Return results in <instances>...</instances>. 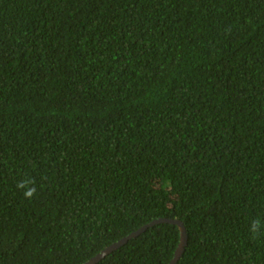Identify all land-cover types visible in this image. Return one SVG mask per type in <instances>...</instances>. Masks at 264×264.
Listing matches in <instances>:
<instances>
[{"label": "trees", "instance_id": "trees-1", "mask_svg": "<svg viewBox=\"0 0 264 264\" xmlns=\"http://www.w3.org/2000/svg\"><path fill=\"white\" fill-rule=\"evenodd\" d=\"M258 216L264 0H0V264H85L158 219L177 264H264ZM179 244L157 224L97 264Z\"/></svg>", "mask_w": 264, "mask_h": 264}, {"label": "water", "instance_id": "water-1", "mask_svg": "<svg viewBox=\"0 0 264 264\" xmlns=\"http://www.w3.org/2000/svg\"><path fill=\"white\" fill-rule=\"evenodd\" d=\"M157 224H173L176 225L179 228L180 231V244L174 254L173 259L170 261L169 264H177L180 258L182 257V254L184 253L185 246L187 244V235L186 230L183 226V224L179 220H170V219H158L153 221L152 223L145 225L144 227L138 229L137 231L131 233L127 237L119 240L118 242L110 245L103 251H101L98 255L91 258L88 262L85 264H97L102 259L106 258L108 255H110L112 252L116 251L120 247L126 245L130 240L138 237L142 233H144L147 229L157 225Z\"/></svg>", "mask_w": 264, "mask_h": 264}, {"label": "clouds", "instance_id": "clouds-1", "mask_svg": "<svg viewBox=\"0 0 264 264\" xmlns=\"http://www.w3.org/2000/svg\"><path fill=\"white\" fill-rule=\"evenodd\" d=\"M16 188L21 192L23 199L27 201L33 200L39 191L37 182L32 177L17 182ZM248 233L253 240L264 237V217L258 216L250 220L248 224Z\"/></svg>", "mask_w": 264, "mask_h": 264}]
</instances>
